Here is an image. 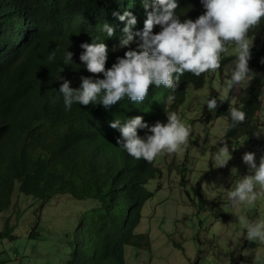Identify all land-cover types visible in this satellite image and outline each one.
<instances>
[{
  "label": "trees",
  "instance_id": "1",
  "mask_svg": "<svg viewBox=\"0 0 264 264\" xmlns=\"http://www.w3.org/2000/svg\"><path fill=\"white\" fill-rule=\"evenodd\" d=\"M177 4L175 15L181 23L195 21L205 12L201 0H177ZM125 11L137 20L133 33L142 32L147 19L143 0H0V214L5 217L0 255L7 256L0 264H23L10 256L4 242L19 238L17 231L23 229L26 218L34 222L27 224L21 237L36 248L49 239L44 210L60 196L72 197L84 208L66 217L61 231L63 251L44 257L47 264L53 260L55 264H127V246L151 248L150 235L138 227L144 206L155 196L153 183L164 175L163 155L151 163L134 159L117 144L121 133L110 123L123 124L142 116L150 127L158 121L166 124L168 113L179 116L189 86L200 90L208 83L212 89L214 81L227 86L221 78L224 68L237 57L222 54L215 73L198 78L184 73L175 91L152 85L142 103L125 97L108 109L98 100L86 107L74 103L66 110L59 92L64 80L79 89L81 77L104 78L86 70L79 59L84 51L81 44L105 43L109 49L106 69L126 51L137 49L138 36L128 47H119L127 18L120 21L118 15ZM104 24L114 29L113 36L103 31ZM161 30L157 25L153 34ZM248 37L252 41L248 67L257 74V83L240 88L239 95V84L234 85L225 98L213 89L208 100L216 99L217 108L210 111L207 103L204 107L206 122L228 121L219 146L243 137L259 139L264 114V76L259 77L264 74V20ZM234 47L228 45L229 51ZM67 52L73 53L72 61H65ZM170 95L175 97L171 101ZM230 107L245 112L244 123L232 127ZM137 134L144 138L151 133L138 128ZM192 134L191 129L189 139ZM15 217L17 222L12 224Z\"/></svg>",
  "mask_w": 264,
  "mask_h": 264
},
{
  "label": "clouds",
  "instance_id": "2",
  "mask_svg": "<svg viewBox=\"0 0 264 264\" xmlns=\"http://www.w3.org/2000/svg\"><path fill=\"white\" fill-rule=\"evenodd\" d=\"M201 3L204 14L195 21L189 19L181 23L175 15L177 0H143L147 19L142 32L137 33L132 31L137 20L130 12L125 11L123 15L113 13L120 21L127 18L119 47H128L138 36L137 49L126 51L111 68L106 69L107 45L102 42L81 44L84 51L79 59L86 70L93 76L102 74L104 78L81 77L79 89L71 88L69 81L64 80L59 92L63 95L66 110H70L74 103L86 107L98 100L108 109L125 97L133 103H142L152 85L175 91L180 77L186 72L197 78L205 73H215L221 67L222 54L229 52L228 45H235L232 51L237 59L227 88L231 90L234 85L243 83L250 72L248 61L252 41L248 33L264 20V0H201ZM157 25L162 30L153 34ZM103 31L109 37L114 35V29L108 24L103 25ZM72 56L73 53L67 52L65 61H72ZM174 98L170 95L168 100ZM207 107L214 111L216 99H209ZM228 112L232 127L246 120L245 112L236 107H230ZM167 118L166 124L158 121L150 127L143 122L142 116H136L123 124L115 120L110 127L119 129L121 136L117 144L131 157L151 163L162 153H182L189 144L191 128L182 123L175 112L168 113ZM138 128L147 129L151 134L141 138L137 134ZM231 158L225 143L214 155L216 167L226 166ZM242 160L250 174L237 181L234 190L228 192L227 198L233 209L241 204L253 205L260 195H264V156H261L259 166L253 152L245 153ZM234 214L238 224L246 229L247 241L264 243V221H251L245 215Z\"/></svg>",
  "mask_w": 264,
  "mask_h": 264
},
{
  "label": "rangeland",
  "instance_id": "3",
  "mask_svg": "<svg viewBox=\"0 0 264 264\" xmlns=\"http://www.w3.org/2000/svg\"><path fill=\"white\" fill-rule=\"evenodd\" d=\"M232 49L227 55L236 57ZM236 59L225 66L221 77L223 83L229 80L227 76L231 77ZM256 75L249 72L248 78L239 84V89L257 83ZM263 76L260 74L259 77ZM213 89L222 98L229 91L219 81H214L212 89L208 83L200 90L188 87L187 101L180 110L179 118L193 130V134L182 153L158 155L160 159L163 155L160 167L164 175L152 184L155 196L144 206V217L138 227L139 232L150 235L151 248L127 246V264H264V243L247 241L246 229L238 224L234 214L245 215L251 221H264V195H260L253 205L241 204L235 209L227 198L236 182L250 174L248 166L243 163V155L255 153L257 166L261 156H264V114L259 120L262 126L258 130L259 139L252 141L243 137L226 143L232 158L226 166L216 167L214 155L224 146L219 145L228 121L213 118L206 122L204 118V107ZM240 93L241 89L236 90V95ZM262 107L264 110V97ZM171 169L172 172L169 171ZM83 208V204L72 197H57L44 210L51 230L47 236L49 239L41 241L36 248L32 241L21 237L22 231L29 228L27 224L34 222L26 218L23 229L17 231L19 238L6 240L4 246L13 259H21L23 264H47L44 257L63 251L61 231L66 217L73 210L83 211ZM16 222L15 217L12 224ZM4 223L5 217L0 214V230H3ZM55 242L58 244L56 247ZM257 256L259 259H256ZM6 257L0 255V260ZM52 263L55 264V261Z\"/></svg>",
  "mask_w": 264,
  "mask_h": 264
}]
</instances>
